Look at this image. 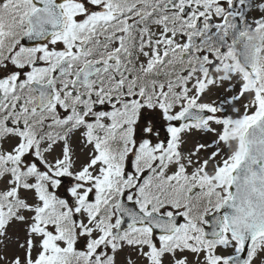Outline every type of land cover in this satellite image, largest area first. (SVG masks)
<instances>
[{"label": "snow or ice", "instance_id": "1", "mask_svg": "<svg viewBox=\"0 0 264 264\" xmlns=\"http://www.w3.org/2000/svg\"><path fill=\"white\" fill-rule=\"evenodd\" d=\"M0 264H264V0H0Z\"/></svg>", "mask_w": 264, "mask_h": 264}]
</instances>
